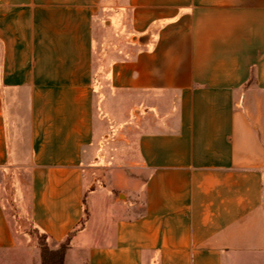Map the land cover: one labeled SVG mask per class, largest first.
<instances>
[{
  "label": "crops",
  "instance_id": "1",
  "mask_svg": "<svg viewBox=\"0 0 264 264\" xmlns=\"http://www.w3.org/2000/svg\"><path fill=\"white\" fill-rule=\"evenodd\" d=\"M0 172L65 264H264V0H0Z\"/></svg>",
  "mask_w": 264,
  "mask_h": 264
},
{
  "label": "rangeland",
  "instance_id": "2",
  "mask_svg": "<svg viewBox=\"0 0 264 264\" xmlns=\"http://www.w3.org/2000/svg\"><path fill=\"white\" fill-rule=\"evenodd\" d=\"M105 18L108 19V22L104 24L105 33L109 34L111 31V24L113 26L112 14H105ZM111 19V20H110ZM119 117H117V121ZM123 125L122 122L118 124H112L110 130L108 131V140L124 139L123 135ZM103 145H108L107 141ZM104 156L100 161V165L103 168L93 169V173L100 174L99 183H106V180L103 178L106 177L108 171H112L116 165L117 161L120 160L122 149L120 147H115L112 149L104 148ZM110 167V168H109ZM91 172V171H89ZM16 177H17V173ZM14 174V175H15ZM18 180V179H17ZM16 179H12V173H1L0 172V194L3 206L9 217L15 231L17 233L18 247L15 250L10 252H0V264H45L43 262V252L44 248H48V260L51 262L58 259L57 255H50L49 251H57L61 247V243H56L41 232L38 228L34 226L32 221L29 219L28 215L23 212V208L17 202V198L13 191V186L16 183ZM126 198L125 194H122L119 197V201H122ZM68 250V249H67ZM79 245H75L73 249V255L71 264H76L78 262L77 256H79ZM45 253V252H44ZM67 253V252H66ZM56 259V260H57ZM66 261V256H65ZM64 261V264H65ZM82 264L84 261L81 260Z\"/></svg>",
  "mask_w": 264,
  "mask_h": 264
},
{
  "label": "trees",
  "instance_id": "3",
  "mask_svg": "<svg viewBox=\"0 0 264 264\" xmlns=\"http://www.w3.org/2000/svg\"><path fill=\"white\" fill-rule=\"evenodd\" d=\"M74 231H72L71 233H69V235L67 236V238L63 241H61V247L59 250L57 251H49V254L50 255H57L58 259L55 258V260L51 261V262H47L48 260V253L47 251L49 250L48 248H44V252H43V262L45 264H64V261H65V256H66V252H67V249L69 248L70 246V243H71V239H72V236L74 235ZM43 234L46 236V238H49V236L43 232ZM57 259V260H56Z\"/></svg>",
  "mask_w": 264,
  "mask_h": 264
}]
</instances>
